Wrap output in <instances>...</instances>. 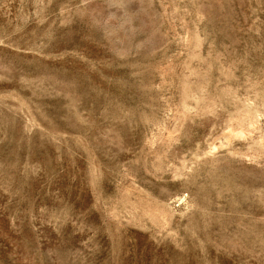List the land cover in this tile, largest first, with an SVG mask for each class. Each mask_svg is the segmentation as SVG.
Returning a JSON list of instances; mask_svg holds the SVG:
<instances>
[{
    "label": "rangeland",
    "instance_id": "obj_1",
    "mask_svg": "<svg viewBox=\"0 0 264 264\" xmlns=\"http://www.w3.org/2000/svg\"><path fill=\"white\" fill-rule=\"evenodd\" d=\"M0 264H264V0H0Z\"/></svg>",
    "mask_w": 264,
    "mask_h": 264
}]
</instances>
